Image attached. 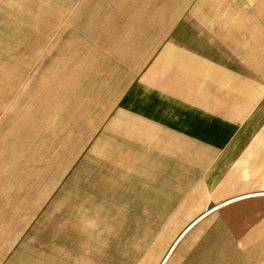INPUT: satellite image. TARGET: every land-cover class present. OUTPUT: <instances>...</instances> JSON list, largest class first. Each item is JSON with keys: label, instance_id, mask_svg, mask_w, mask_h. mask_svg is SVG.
<instances>
[{"label": "rangeland", "instance_id": "obj_1", "mask_svg": "<svg viewBox=\"0 0 264 264\" xmlns=\"http://www.w3.org/2000/svg\"><path fill=\"white\" fill-rule=\"evenodd\" d=\"M71 1L0 0V227L10 228L0 237L13 240L15 254L29 257L30 264H43V260L46 264H94L88 259L97 250L95 264H247L246 251L253 248L251 240L247 245L251 219L230 217L225 211L245 200L232 205L225 203L234 199L217 202L235 194L236 199L264 197V134L248 126L264 85V0H206L201 10L196 5L191 8L197 2L191 0L161 37H150V55L137 72L110 58L112 73L103 80L116 75L117 66L128 70L121 94L131 105L133 85L166 44L183 52L174 57V75L181 77L174 76L178 89L188 87L186 78L200 70L197 58L207 64V73L214 64L225 71L222 88L227 102L222 122L207 121L205 137L173 138L172 142L113 118L119 107L117 93L102 109L98 108L108 99L89 93L83 95L88 102L76 97L88 84L107 87L109 80L92 83L98 72L85 75L99 51L79 35L83 28L74 7H80L81 0ZM111 6L98 5L96 20H104ZM214 17L222 25L214 24ZM123 29H116L112 37L125 40L127 50L137 46L136 31ZM146 38L141 45L150 42ZM190 54L194 55L187 58ZM167 71L160 69L152 86L160 84L159 76ZM229 71L237 78L232 89L237 91L236 101L229 100ZM251 85L260 97L248 105ZM235 111L231 120L229 115ZM113 157L122 160H115L114 166L122 169L128 181L138 180L143 190H149V183L155 189L165 187L167 201L176 194L192 196L189 207L184 204L186 214L134 219L135 203L98 200L103 196L94 195L91 185L82 194L81 187H86L77 186L85 185L92 173L105 179L106 170L99 168ZM251 190L259 191L239 195ZM154 195L167 202L164 196L159 199V193ZM73 198L85 200L86 217L62 244L49 229H56L61 203ZM216 207L175 243L188 224ZM136 220L142 223L141 233L136 231ZM89 231L107 236L94 243L85 237Z\"/></svg>", "mask_w": 264, "mask_h": 264}, {"label": "crops", "instance_id": "obj_2", "mask_svg": "<svg viewBox=\"0 0 264 264\" xmlns=\"http://www.w3.org/2000/svg\"><path fill=\"white\" fill-rule=\"evenodd\" d=\"M74 1L78 2L80 0H72L71 3ZM190 1L191 0H81V5L79 4L80 7H74L78 8L76 10V14H78L77 23L83 28L79 35L85 37L88 41L87 43H91L92 46L99 51V55L94 56V58L90 60L91 68L88 70L86 69L85 75L87 77L92 73L98 72V75L93 79L92 83L95 81L103 83L107 80H109V83L107 87L102 84L101 88L90 87L88 84L86 91L82 92L81 90V92L76 94V97L80 98V96L89 93L95 98H105V101L108 99L106 103L102 102L100 106L101 108H98L102 109L106 104L108 105L110 103L115 93H117L119 107L112 114L113 118H116L117 121L120 122H130L134 127L148 131L151 137L170 138L171 142L173 141V138L205 137V123L207 121H217L218 123H221L222 116L225 114L223 112V104L227 102V96L224 95L226 93H223L222 88V74L225 71L222 70L220 65L214 64L212 65L213 67L209 66L208 68L212 69V71L207 73V64L200 58H197L198 62L201 64L198 66V69L200 70L196 71L195 74H191V78H186L188 87L183 89L182 87H179L178 89V87H175V83H177L178 80L176 81L174 76L178 79H181V77H176L178 76L176 74L174 75V57L179 56V54L183 52L175 50L174 45L171 46L170 44L172 43H169L166 44L167 47L165 49L162 48L157 50L152 57L153 60L149 63L147 70L142 75L141 79L133 85L131 97L134 99V103L132 105L130 103L127 104V98L125 97L122 99L125 93H123V95L121 94L126 84L128 70L132 69L137 72L138 69L141 68L147 55H150L149 53L152 49L153 42H151L150 37L153 39L161 37L162 32H166L170 28L173 21L178 18ZM111 4L113 10L110 9L112 6L109 7V12L105 13L103 17L104 20H96V17L98 16V13L96 12L97 6L100 5L104 7ZM206 4V0H197L191 8L196 5L198 10H201ZM76 14L73 13L71 17H74ZM92 17L95 19H92ZM216 18L217 17L209 19L213 20L214 24L222 25V22L218 23V19ZM227 24L229 25L228 22ZM129 27L132 31H136L135 39L137 42L135 45L137 46H132L127 50L125 40H122L120 37L112 36L115 35L116 29H127ZM84 30L85 33L83 35L82 32ZM123 30L121 32H123ZM122 36L124 37V35ZM145 37H149L148 40H150V42H147V44L143 46L141 45L143 40H145V42L147 41V38L144 39ZM192 55L194 54L188 55L187 58L192 57ZM184 57L186 56L184 55ZM110 58L116 59L118 61V66L127 67L128 70H119L117 66V68H114L116 75H108L109 77L106 80L104 79V81V75L112 73L108 70L109 66L112 64ZM105 67H107V69H105ZM160 69L168 71L165 72L163 76H159L161 77L159 80L160 84L152 86V81L158 80L157 72H159ZM230 71L228 72L230 83L229 100L236 101L237 91L235 90V93H233L232 89H234V84L236 83L237 78L236 76H233ZM206 74L208 77L207 82L205 80ZM200 75H204L201 81H199ZM73 77L74 75H71V79ZM189 80L193 81L190 82ZM72 81H74V79ZM87 81L90 83V78H87ZM258 92L259 91L253 90L252 85L250 86V92H248L246 96L248 105L251 101L253 102L255 98L260 97ZM232 94H234V96ZM83 98L86 99L84 96ZM86 101L88 102L87 99ZM73 111L74 110H72V114H74ZM94 114L96 115L97 113L95 112ZM258 115H260L261 118H256ZM233 116H236V111L230 113L229 117L231 120L233 119ZM91 119L94 118L92 117L88 120ZM184 122H187L188 124L185 125ZM248 126L253 127L255 130L260 129L264 134V85L261 89V102L257 105L253 117L249 119ZM196 142L198 143V141ZM187 143L188 142L184 141V144ZM109 156L111 159L113 155L110 154ZM115 160L117 163L122 161L113 157L112 161L99 168H104L106 170L105 179L100 177L99 174L96 175V177H94L95 175L93 173L90 176L87 175L88 177L86 180L88 179V182H83L85 185L79 184L77 186L86 187H81V190L85 189L81 193L88 192L89 187L87 186L91 185L93 191H95L94 195L100 194L103 196V198H97L98 200L101 199V201H105V199H108V201L111 202L135 203V209L132 213L134 219H157L158 217L174 218L186 214L187 211H184L183 207L184 204L185 207H187L188 204H191L192 196L182 198V196L176 194L172 201H167L169 199V191L165 187L155 189L156 187L149 183L147 185L149 190H143L141 189V186H138V180H135L134 182L128 181L129 179L123 174L122 169L114 166ZM119 169L121 170V173ZM126 180L128 182H126ZM113 181L114 184H112ZM127 185L130 188H128ZM98 187H100V190L97 189ZM257 191H245L239 193V195H245ZM139 193H141V197ZM155 193L160 194L159 199H161V196L166 197L167 202L162 203L159 201L155 197ZM237 196L238 194L230 195L221 202H217V204L230 199H234V201L230 200L225 204L232 205L245 200V202H241L237 205L235 204L230 208H227L225 211L230 217L235 216L236 218L244 217L249 220L251 219L250 223L252 230L247 234V245H249L251 240L253 248L251 250L248 248L246 251L247 264H264V197L236 199ZM74 198L70 201L67 200L63 202V204L61 203L55 217L56 229H49L52 230L50 231L51 236L57 237L60 243L63 241L62 244L65 243V239L70 234V231L79 229V220L86 217L84 213L85 205L83 204V201L85 200ZM93 199L94 198H91V200ZM143 203H145V209H143ZM224 207L225 206H223V208ZM86 208L88 210V207ZM91 209L92 208L89 207L90 217ZM215 209H217V207L207 210L188 224L175 243L180 241L179 239L183 237L185 232L189 231ZM101 218L103 219V216H100V220ZM135 225L136 231L138 230V233H141L142 223L136 220ZM8 229L10 230L9 227H0V233H8L5 231ZM104 235L103 232L100 233L97 231H89L85 233L86 239H88V241H93L94 243L97 241L101 242V240L103 241ZM106 236L107 235H105V237ZM134 241H136V239H134ZM105 246L107 247L108 243H105L104 247ZM14 249L15 242L13 240H8V237H0V264H30L31 259L29 257L19 256V254L16 255ZM97 253L91 252V256L89 255L88 259L90 263H96L93 259L97 256ZM101 253L102 248L99 252L100 256ZM42 262L43 264H46L45 260Z\"/></svg>", "mask_w": 264, "mask_h": 264}, {"label": "bare ground", "instance_id": "obj_3", "mask_svg": "<svg viewBox=\"0 0 264 264\" xmlns=\"http://www.w3.org/2000/svg\"><path fill=\"white\" fill-rule=\"evenodd\" d=\"M236 200V199H235ZM232 201H234V200H232Z\"/></svg>", "mask_w": 264, "mask_h": 264}]
</instances>
